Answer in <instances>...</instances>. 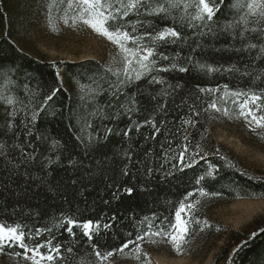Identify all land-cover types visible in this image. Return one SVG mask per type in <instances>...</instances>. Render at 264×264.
I'll use <instances>...</instances> for the list:
<instances>
[{
	"label": "trees",
	"instance_id": "trees-1",
	"mask_svg": "<svg viewBox=\"0 0 264 264\" xmlns=\"http://www.w3.org/2000/svg\"><path fill=\"white\" fill-rule=\"evenodd\" d=\"M236 3L218 2L211 32L200 21L189 28L178 18L142 17L181 31L182 41L160 51L179 54L180 62L191 69L160 73L168 83L181 85L170 96L159 98L161 104L166 101V110L160 111L151 96L167 85H149L145 78L117 94L111 86L116 78L96 60L44 61L19 50L12 41L16 4L0 0V224L19 225L32 237L30 243L51 240L59 245L55 264H100L93 244L102 252L114 251L128 240L135 244L124 252L145 247L163 235L140 241L136 236L148 231L150 224L152 231L161 227L171 231L169 225L175 223L181 203L193 204L183 213L185 220L193 221L189 223L192 237L202 228L208 201L264 199V176L244 168L209 135L217 112L207 105L216 101L222 107L231 96L224 95L225 86L229 92H264V54L259 52L264 38L245 40L257 48L237 53L233 48L241 42L231 38L233 30L220 31L239 18ZM200 64L206 67L201 69ZM131 96L137 104L130 102ZM9 98L12 104L7 103ZM132 107L136 111H126ZM189 119L194 123H185ZM145 120H153L161 131L156 133ZM200 177L204 179L197 183ZM201 189L207 194L201 195ZM68 219L91 220L94 227L99 224V232L92 241L80 227L70 235ZM220 228L226 238L212 264H264V215L240 230ZM206 232L212 236L214 225ZM22 251L6 247L0 260L22 257L15 255ZM41 251L47 253V248ZM122 253L114 251L112 257Z\"/></svg>",
	"mask_w": 264,
	"mask_h": 264
},
{
	"label": "snow or ice",
	"instance_id": "snow-or-ice-1",
	"mask_svg": "<svg viewBox=\"0 0 264 264\" xmlns=\"http://www.w3.org/2000/svg\"><path fill=\"white\" fill-rule=\"evenodd\" d=\"M218 2L222 3L223 0H67V9L75 11V14L69 16L68 11H66L63 16V22L68 24L71 20L72 26H75L79 20L118 47L120 53L118 63L121 67L118 70H114L111 66L106 69L107 72L116 78L111 86L116 89L117 94L122 91L124 86L131 85L135 81H141L145 78H147L149 85H167V88L162 87L159 92L151 96V99L156 101L157 108L160 111H165L166 101L161 104L159 98L170 96L172 92L181 88V85L179 83L175 85L168 83L160 73L170 71L186 73L191 69L180 62L178 59L179 54L169 56L164 51H160V48L169 44H177L183 40V36L177 27L170 25L160 27L152 23V20L142 19V17L160 20L170 19L172 21H176L178 18L182 23H186L189 28L197 27L194 22L200 21L203 27L208 28L209 32H211L213 28L210 22H213L214 16L218 11ZM235 7L240 12L239 18L233 23L226 25L220 31L228 32L230 29L233 30L230 32L231 38L241 42L240 47L233 48L235 52H251V50L257 48V44H245L244 41L264 38V0H247L246 3L237 0ZM190 9H194V11H190ZM132 16L136 17L135 21L131 19ZM250 25L258 27H250ZM141 29L142 31H139ZM248 32L256 35L246 37L245 33ZM259 52L264 54V44L260 45ZM162 62L166 63L162 64ZM188 63H191V58H188ZM198 67L204 69L206 66L200 64ZM208 70L219 71V69L211 68ZM233 70L239 71V69H228V71ZM243 75L251 76L252 73L244 72ZM168 89L172 91L170 92ZM200 91L212 92L214 90L200 89ZM224 95H231L237 98L243 96V101L238 105L240 116H243L250 125H255V129L264 130V92L260 94L255 92H229L227 86H225ZM129 100L133 105L138 103L135 96L129 97ZM7 103L12 104L13 100L9 98ZM233 103H237V100H233ZM207 108L217 113L222 112L225 116L229 115L228 108L218 106L216 101L209 103ZM126 111H136V108H127ZM196 114L199 115L198 112ZM32 119H35V114ZM145 123L151 124L156 133L161 131L153 120H145ZM185 123L193 124L194 122L189 119ZM133 124L139 130L140 126L135 125V122ZM108 131L111 132L112 129H108ZM128 134V131L124 132L125 136ZM2 147L3 145H0V148ZM182 156L183 152L181 153ZM188 166L190 167V165ZM149 171L151 170L149 169ZM208 175L210 176L212 173H208ZM202 179L204 177H200L197 183ZM126 191L131 194L133 190L128 188ZM200 194L206 195L207 193L201 189ZM191 195L189 193V196ZM185 199L187 200V197ZM192 208V203H181L179 210L175 213V223L169 225L171 231H165L163 227L157 231H152V225L150 224L148 231L143 235L138 234L136 236V241L143 240L146 236L163 235L175 245L177 251H180L190 232L189 223L193 222L185 220L182 213ZM195 223L198 224L199 221H195ZM66 225V231L70 235L75 234L74 228H82L83 235L89 241L93 240V234L99 232L100 227L98 223L94 227L91 220L78 223L75 219H68ZM104 227L108 228L109 225L105 224ZM36 235H40V230H37ZM31 239L32 237L27 236L19 225L12 227L0 224V252L6 247H18L23 251L16 252L15 255H22L31 264H55L57 257L60 256V246L52 245L51 240H46L44 243L38 241L30 243ZM133 244H135V241L128 240L114 251L122 253L129 245ZM92 247L95 250L94 255L100 264L114 256V251L102 252L95 244ZM44 248H47V253L41 251ZM135 250L137 252L140 251L138 245ZM68 251L71 252L72 249L69 248Z\"/></svg>",
	"mask_w": 264,
	"mask_h": 264
},
{
	"label": "rangeland",
	"instance_id": "rangeland-1",
	"mask_svg": "<svg viewBox=\"0 0 264 264\" xmlns=\"http://www.w3.org/2000/svg\"><path fill=\"white\" fill-rule=\"evenodd\" d=\"M14 2L16 31L12 41L22 52L44 61L91 59L106 69L109 66L114 70L121 67L118 63L119 49L106 37L79 20L75 26L71 20L68 24L63 22L66 11L69 16L75 14V11L67 9V0ZM241 2L246 3L247 0ZM59 79L63 83L61 74ZM233 100L237 103L234 104ZM240 102V97L232 96L223 101L222 108L227 107L229 115L216 113L209 135L215 143L229 149L244 168L256 170L264 176V130L255 129V125H250L240 116ZM207 204L209 207L201 230L192 237L188 234L180 251L166 237H155L145 247H139V252L128 250L117 257H110L105 264H212L226 238L220 227L240 230L264 215V199H237L229 203H217L212 199ZM210 225H214L212 236L206 232ZM0 264L31 262L22 256L0 260Z\"/></svg>",
	"mask_w": 264,
	"mask_h": 264
}]
</instances>
